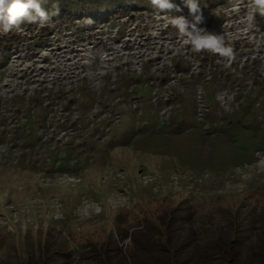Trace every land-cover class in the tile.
<instances>
[{
    "label": "rangeland",
    "instance_id": "1",
    "mask_svg": "<svg viewBox=\"0 0 264 264\" xmlns=\"http://www.w3.org/2000/svg\"><path fill=\"white\" fill-rule=\"evenodd\" d=\"M258 4L264 0L200 10L198 27L223 35L231 60L195 51L170 23L174 14L143 9L89 28L23 29L6 42L10 47L0 51V264H24L44 245L70 250L78 240L98 243L108 234L109 264H170L162 244L166 228L177 262L203 251L200 236L208 234L211 243H229L230 252L210 249L204 263L264 264L259 226L231 246L228 222L218 214L175 224L170 210L159 211V224L146 215L179 193L264 189V12ZM175 16L192 20V14ZM15 140L19 151L10 144ZM32 172L34 191L26 192L24 174ZM77 252L71 264H104L94 245Z\"/></svg>",
    "mask_w": 264,
    "mask_h": 264
},
{
    "label": "trees",
    "instance_id": "2",
    "mask_svg": "<svg viewBox=\"0 0 264 264\" xmlns=\"http://www.w3.org/2000/svg\"><path fill=\"white\" fill-rule=\"evenodd\" d=\"M173 3L177 5L179 11L175 9L171 12H168L167 10H159L151 4L150 0H42V7H44L49 13L55 12L57 8L58 12H56V14L54 15H50V19L44 24L39 23V21L35 23H22L20 25V30H34V27L37 26L39 28L52 30L61 25L65 27L82 26L89 28L90 26H94V24H99V22L103 24L113 22L117 14H123L124 16L130 17V12L137 9H143V11L147 12H163L165 15L170 16L173 14L175 16L180 13L190 14L189 9L183 3V0H173ZM198 4L200 10L205 9L206 11H208L215 6L221 7V5L223 6L228 4V0H198ZM17 31L19 30L11 29L7 32L0 31V35H3L7 38L6 41L0 40V51H6L10 47V43L6 42H12L13 37L16 36ZM260 87L262 90L259 93L264 92V83ZM40 106L43 107V104H41ZM58 106L59 104L55 105V109H57ZM44 109L46 111L45 107ZM47 112L48 111H46V114L48 115ZM50 114H52V112H50ZM87 116L88 115L85 114L82 120ZM51 124L53 125V122ZM71 124L73 123L66 122L65 127L72 128ZM67 125L69 127H67ZM17 126L18 124H14L13 122L12 127ZM78 131H71L73 134V139L76 137ZM6 136L11 137V132L8 131ZM53 139L54 138H52L51 140ZM16 142H18V140H15V143ZM10 144L12 145V147L15 146V149L13 148V150H16V148V151L21 150L18 149L19 146H16L17 143ZM33 178V172L24 174V180L27 182V184L25 185L26 192L30 190L34 191ZM37 186L43 187L42 189L44 190L47 189L46 187H48L47 184L43 185L42 183H40L39 185L37 184ZM161 203L168 206L166 208H158V210L156 209L154 212H150L149 210H147L146 215L149 216V218L147 219L148 221L150 220V222L154 224H159V218L161 217V213H159L160 210H164L166 212L170 210L171 214L169 213V221L174 218V224L181 221L182 219H184L185 221H189V219L194 220L196 218L205 219L212 218L213 215L218 214L222 217V219L225 218L228 222V228L230 229L229 234L231 236V246H233L232 243L237 244L245 242L246 238L249 237L248 235L252 232L254 226L255 228L256 226H259V228L264 229V213H260L258 211L259 209L264 210V189H262L261 187H257L254 190H249L246 193H241L240 195L221 194L209 195L207 197L196 196L192 198L188 196H181L179 193L178 198L172 201L164 198ZM244 207H246L244 211L245 217L241 221L243 223L241 227L239 216L242 214V210ZM144 219L146 220V217H144ZM175 230L176 229H174V231ZM103 233L106 235L104 228ZM168 233L169 230L167 232L166 228L164 231L165 237L162 240V244L167 249L166 251L170 253V264H206L204 263V260H206V258L209 256V254L207 253L210 249L217 251L220 255L228 254L230 252L228 247L230 246L229 243H227V247L223 246L221 244V241L211 243L208 234L202 233L203 235L200 236V242L203 243V245H200V248L203 247V251H199L198 253L197 251H195L196 254L194 253L193 255H186L183 259H180V261L177 262L176 258L179 254V251L175 248L173 249L169 245L168 237L170 235ZM198 234H200V232H198ZM110 238V234H108L106 235V237H103L101 240H99L98 243H95L93 239H88L87 242L84 241V239H81L77 241L78 246L75 249L70 250L66 248L65 250L61 249L56 244V246H53L52 244H48V246L44 245L39 249L37 257L33 258L32 260L27 257V261L24 264H71L73 261H75L76 253H78L77 251L90 245H94L98 250H100L104 264H109L107 256L105 254L106 249L104 248V246L106 247L111 243ZM200 252H203L205 255L201 254Z\"/></svg>",
    "mask_w": 264,
    "mask_h": 264
},
{
    "label": "clouds",
    "instance_id": "3",
    "mask_svg": "<svg viewBox=\"0 0 264 264\" xmlns=\"http://www.w3.org/2000/svg\"><path fill=\"white\" fill-rule=\"evenodd\" d=\"M151 4L159 10L179 11L173 0H150ZM183 3L192 14V20L189 21L183 16H173L170 23L191 43V47L200 52L206 50L218 54L231 60L233 56L232 47L225 42L223 35L208 33L204 28L198 27L203 22V16L200 14L198 0H183ZM258 7L264 12V4H258ZM58 12L49 13L42 7V0H0V31L7 32L11 29L20 30L22 23L44 24L50 19V15Z\"/></svg>",
    "mask_w": 264,
    "mask_h": 264
}]
</instances>
